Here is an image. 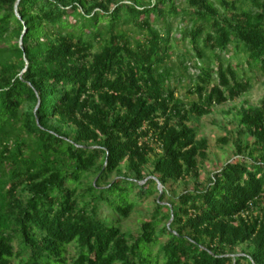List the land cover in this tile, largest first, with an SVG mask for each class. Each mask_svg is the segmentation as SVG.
I'll list each match as a JSON object with an SVG mask.
<instances>
[{
    "label": "trees",
    "instance_id": "obj_1",
    "mask_svg": "<svg viewBox=\"0 0 264 264\" xmlns=\"http://www.w3.org/2000/svg\"><path fill=\"white\" fill-rule=\"evenodd\" d=\"M258 70L264 0H0V264H264V97L235 159L169 191L208 156L193 118Z\"/></svg>",
    "mask_w": 264,
    "mask_h": 264
},
{
    "label": "rangeland",
    "instance_id": "obj_2",
    "mask_svg": "<svg viewBox=\"0 0 264 264\" xmlns=\"http://www.w3.org/2000/svg\"><path fill=\"white\" fill-rule=\"evenodd\" d=\"M178 37H180V34H178ZM186 45L187 44H184V42L180 40L178 50L176 49L177 52L174 54V57H177L179 50L186 49ZM192 57H195L194 53H192ZM191 71L196 70L191 69ZM249 74L251 76V87L242 97L214 107L213 111L208 115L193 118L191 124L196 128L198 138H205L209 142L208 156L206 159H199L200 176L198 179L189 180L188 182L181 181L180 183H175L169 186V191L173 195H178L186 189H193L200 184L208 182L210 174L222 169L228 161L237 157V142H248V138L240 131L238 109L241 105L259 106L262 98L264 97V72L262 70H258L256 72H249ZM187 83L188 80L186 79L178 86V95L186 97V94L188 93ZM190 98L196 99V95H191ZM224 137L228 138L229 141L222 142L220 139ZM152 169L153 167L150 166V168L146 171V174L149 175ZM117 173L115 172L109 180H113L116 176H118ZM98 174L99 169L96 168L90 174L85 176L84 181L86 185L82 187L79 192L83 193L86 186L92 182ZM159 187L163 189L162 186ZM158 196L159 195L155 193L153 196L147 198L132 212L128 218L123 219L119 224L122 230L128 233L129 236H135L142 223L146 219L150 218V215L155 208V201ZM104 211L108 212L107 206L104 207ZM237 250L239 252L244 250L249 251L250 246L248 244H242L238 246ZM77 252L78 250L74 247V245H71L68 257L70 258L72 254H76ZM244 264L248 263L244 262Z\"/></svg>",
    "mask_w": 264,
    "mask_h": 264
},
{
    "label": "water",
    "instance_id": "obj_3",
    "mask_svg": "<svg viewBox=\"0 0 264 264\" xmlns=\"http://www.w3.org/2000/svg\"><path fill=\"white\" fill-rule=\"evenodd\" d=\"M160 186H162L161 184H160ZM163 187V186H162ZM160 189H162V188H160Z\"/></svg>",
    "mask_w": 264,
    "mask_h": 264
}]
</instances>
